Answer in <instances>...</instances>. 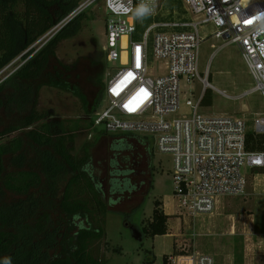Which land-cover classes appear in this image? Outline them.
<instances>
[{
  "label": "trees",
  "instance_id": "obj_1",
  "mask_svg": "<svg viewBox=\"0 0 264 264\" xmlns=\"http://www.w3.org/2000/svg\"><path fill=\"white\" fill-rule=\"evenodd\" d=\"M82 0H0V73L23 55L22 64L0 82V264H107L100 252L109 210L126 214L143 211L154 188L150 142L132 134L118 140L117 153L137 152L138 164H122L114 157L107 183L100 181L90 148L80 157L72 154L73 133H98L93 117L84 122H54L36 109L41 87L70 92L80 99L87 115H94L105 91L106 60L101 50L93 59L89 80L100 91L86 94L70 79L68 65L52 67L59 44L81 28L86 13L64 26L45 44L33 47ZM3 73L0 74L3 75ZM202 104H212L207 89ZM248 148L264 150V135L249 132ZM130 159V158H129ZM128 160V159H127ZM9 163V164H8ZM139 175L140 180H136ZM142 195L130 211L118 209L124 199ZM154 202L143 236L166 235L169 215ZM131 223L128 222L127 226ZM119 250V249H118ZM164 264L169 257L164 256Z\"/></svg>",
  "mask_w": 264,
  "mask_h": 264
},
{
  "label": "built area",
  "instance_id": "obj_2",
  "mask_svg": "<svg viewBox=\"0 0 264 264\" xmlns=\"http://www.w3.org/2000/svg\"><path fill=\"white\" fill-rule=\"evenodd\" d=\"M140 2L82 0L33 47L100 5L106 17L105 91L94 128L153 141L159 152L172 156L179 208L189 217L212 215L222 198L247 192L254 171L264 178V150L251 151L247 142L251 131L264 135V113L250 129L243 118L200 111L207 88H215L202 76L200 45L209 37L221 45L237 44L254 83L241 96L255 91L264 96V0H180V8L176 0H154V12L138 20ZM197 78L202 96L197 102L183 100L182 81ZM177 257L169 264H216L214 257L198 252Z\"/></svg>",
  "mask_w": 264,
  "mask_h": 264
},
{
  "label": "rangeland",
  "instance_id": "obj_3",
  "mask_svg": "<svg viewBox=\"0 0 264 264\" xmlns=\"http://www.w3.org/2000/svg\"><path fill=\"white\" fill-rule=\"evenodd\" d=\"M171 1L168 0V3ZM176 2L180 8V0ZM80 27L77 33L59 44L52 67L62 68V64L68 65L70 79L80 85L86 94H96L100 91L96 86L97 79L90 81L89 75L92 73L93 59L99 57L106 40V17L100 5L86 12V18L81 20ZM22 56L5 68V73L0 76V82L5 75L14 72L22 64ZM107 66L112 67L111 64ZM164 69L162 66L161 70ZM200 69L203 72L202 76L207 77L215 87L207 88L212 91V104H202L200 111L212 116L229 115L243 118L252 129L254 120L264 113V96L259 91L241 96L252 88L254 83L240 47L234 43L221 45L219 39L207 38L200 45ZM181 87L182 99L190 98L193 102L200 99L204 90L199 78L191 83L182 81ZM222 91H225L227 96L221 93ZM36 109L47 113L54 122L64 121L67 124L84 122L93 117V114H86L78 97L50 86L40 88ZM186 109L188 108H183ZM97 131L103 130L98 128ZM97 134L94 133L91 138L88 130H78L73 133L74 141L70 146L72 154L80 157L85 152L84 148L92 144L90 155L93 164L97 168L100 181L106 184L109 164L114 157L122 164H133L135 167L138 164V153H133L132 150L117 153L113 150L112 146L117 144L118 140L126 138L129 143L135 142L125 134L111 133L96 139ZM7 140L9 139L4 141ZM4 141H0V145ZM150 144L153 152L154 188L147 198L143 211L135 210L128 214L119 210L108 211L105 238L100 243V252L105 256L106 263L162 264L163 254L173 250V238L146 236L140 241L133 237L127 223L130 222L131 225H137L142 229L152 216L154 202L164 200L165 209L177 213L172 215L169 221L171 231H175L179 226L178 238L181 246L178 249L175 246V253L198 252L211 255L216 264H264V178L256 176L258 171H254L250 176L245 194L222 198L212 215L189 217L174 201L172 156L159 152L153 141H150ZM136 180H140L139 175ZM141 201L140 194L132 199H124L118 209L130 211ZM175 244L177 243L174 242ZM150 259L153 261L150 262Z\"/></svg>",
  "mask_w": 264,
  "mask_h": 264
},
{
  "label": "crops",
  "instance_id": "obj_4",
  "mask_svg": "<svg viewBox=\"0 0 264 264\" xmlns=\"http://www.w3.org/2000/svg\"><path fill=\"white\" fill-rule=\"evenodd\" d=\"M161 203H162V205H161V207H162V209L164 210V212L166 213V214H168L170 217H169V220H168V233L166 234V235H157V236H164V237H170V238H173V250L172 251H170L169 253H165V254H163V256H162V264H164V256H168L169 257V259L170 258H176L177 256H179V254L180 253H175V246H176V248L178 249L180 246H181V244H180V241H179V238H178V236H179V234H178V227L175 229V231H171L170 230V224H169V221H170V219H171V216L172 215H174V214H177V213H175V212H173V211H168V210H166L165 209V201L164 200H159ZM175 201V200H174ZM153 212V211H152ZM179 215H180V213H179ZM152 217V216H151ZM151 217L150 218H148V219H151ZM157 236H155V237H157ZM146 237V236H145ZM174 242H176L177 244H175L174 245ZM176 249V250H177ZM178 258V257H177ZM152 259V258H151ZM150 259V262H152L153 260H151Z\"/></svg>",
  "mask_w": 264,
  "mask_h": 264
},
{
  "label": "clouds",
  "instance_id": "obj_5",
  "mask_svg": "<svg viewBox=\"0 0 264 264\" xmlns=\"http://www.w3.org/2000/svg\"><path fill=\"white\" fill-rule=\"evenodd\" d=\"M154 12V0H141L135 8V16L138 20H144ZM6 264H11L10 259Z\"/></svg>",
  "mask_w": 264,
  "mask_h": 264
},
{
  "label": "water",
  "instance_id": "obj_6",
  "mask_svg": "<svg viewBox=\"0 0 264 264\" xmlns=\"http://www.w3.org/2000/svg\"><path fill=\"white\" fill-rule=\"evenodd\" d=\"M129 228H130L134 238H136L137 240H140V241H142L144 239L143 233H142L141 228L139 226L130 225Z\"/></svg>",
  "mask_w": 264,
  "mask_h": 264
},
{
  "label": "snow or ice",
  "instance_id": "obj_7",
  "mask_svg": "<svg viewBox=\"0 0 264 264\" xmlns=\"http://www.w3.org/2000/svg\"><path fill=\"white\" fill-rule=\"evenodd\" d=\"M245 23H246V24H247V23H251V21H247V20H246Z\"/></svg>",
  "mask_w": 264,
  "mask_h": 264
}]
</instances>
